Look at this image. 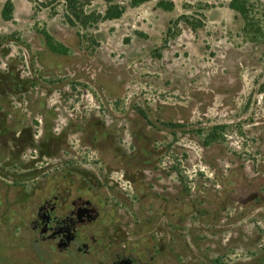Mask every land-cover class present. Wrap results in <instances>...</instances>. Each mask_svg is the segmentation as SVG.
<instances>
[{"label":"rangeland","instance_id":"1","mask_svg":"<svg viewBox=\"0 0 264 264\" xmlns=\"http://www.w3.org/2000/svg\"><path fill=\"white\" fill-rule=\"evenodd\" d=\"M120 1L84 28L36 0L6 20L0 0V168L17 161L29 190L101 189L136 241L150 232L156 263L264 264V38L230 0ZM32 247L7 244L9 262L31 264Z\"/></svg>","mask_w":264,"mask_h":264},{"label":"flooded vegetation","instance_id":"2","mask_svg":"<svg viewBox=\"0 0 264 264\" xmlns=\"http://www.w3.org/2000/svg\"><path fill=\"white\" fill-rule=\"evenodd\" d=\"M70 173L65 176L72 179ZM0 175L15 182L9 187L0 181V264H13L7 244L23 242L33 245L31 264H160L150 232L140 233L144 237L136 241L132 222L118 215L115 203L108 208L101 189L71 184L25 189L18 186L23 169L17 161L6 162ZM8 191L19 204L8 203ZM25 191L26 205L21 203Z\"/></svg>","mask_w":264,"mask_h":264},{"label":"trees","instance_id":"3","mask_svg":"<svg viewBox=\"0 0 264 264\" xmlns=\"http://www.w3.org/2000/svg\"><path fill=\"white\" fill-rule=\"evenodd\" d=\"M40 6L57 11L60 6L63 7L67 21L72 25H81L84 28L97 25L99 22L121 17L127 10L128 4L120 0H104L106 9L98 11L91 9L90 6L94 0H36ZM152 0H129L131 6ZM158 5L166 10L174 8L172 0H158ZM229 7L238 12L244 22L243 31L247 36L254 40L264 38V0H230ZM13 14L12 0H6L2 10V16L6 20H11ZM191 26L196 29L203 26V22L189 21ZM169 35L174 36L171 28L168 30ZM48 46L56 52L66 54V49L57 48L52 41V36L48 31H44Z\"/></svg>","mask_w":264,"mask_h":264},{"label":"crops","instance_id":"4","mask_svg":"<svg viewBox=\"0 0 264 264\" xmlns=\"http://www.w3.org/2000/svg\"><path fill=\"white\" fill-rule=\"evenodd\" d=\"M133 179H136V178H133ZM226 198H230V195H228ZM243 208H244V205L239 206V207H235V208H234V212H238V213H237L238 215L236 216V218H238L237 221H236V224H239V226H243L242 224L244 223V222H243V220H244V218H243L244 215H243V214H240V212H242ZM214 210H215L216 212H218V213H219V212L221 213V211H222L223 213H226V211H227V210H226V207H225L224 209H222V210H221V209H217V210H216V209H212L213 212H215ZM229 240H230V237H227V236H225V234H224L223 237H222V241L225 243V242H227V241H229Z\"/></svg>","mask_w":264,"mask_h":264}]
</instances>
